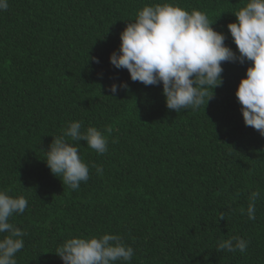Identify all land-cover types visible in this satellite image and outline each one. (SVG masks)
Instances as JSON below:
<instances>
[{"label": "trees", "instance_id": "16d2710c", "mask_svg": "<svg viewBox=\"0 0 264 264\" xmlns=\"http://www.w3.org/2000/svg\"><path fill=\"white\" fill-rule=\"evenodd\" d=\"M162 2L206 13L237 51L226 26L247 0H9L0 11V190L28 200L10 221L26 233L17 264H63L55 253L66 239L106 233L134 249L130 264H264V137L244 125L234 95L251 62L223 63L206 106L177 113L161 86L109 62L127 23ZM113 83L128 87L113 95ZM72 121L108 139L103 155L68 141L90 167L75 191L43 160ZM232 236L246 252L218 250Z\"/></svg>", "mask_w": 264, "mask_h": 264}, {"label": "clouds", "instance_id": "9594fccd", "mask_svg": "<svg viewBox=\"0 0 264 264\" xmlns=\"http://www.w3.org/2000/svg\"><path fill=\"white\" fill-rule=\"evenodd\" d=\"M9 0H0V11H7ZM235 22L226 27L236 52L225 45V35L212 28L206 13L191 12L170 2L146 5L134 21L127 23L119 34V48L109 56L115 69H125L133 82L145 86H161L167 109L196 110L206 106L213 89L223 83L222 64L250 61L234 93L245 126L264 137V0H247L234 14ZM238 53V54H237ZM94 62L99 63L94 59ZM127 84L113 83L108 91L113 95ZM105 131L111 134L108 127ZM83 141L99 155L108 151V139L96 127L84 128L81 121L69 122L62 134L52 137L44 151L47 168L70 190L90 179V167L79 155L75 143ZM115 142V140H113ZM98 175L99 165H91ZM259 190L250 194L246 215L256 219ZM28 207L25 196H12L0 190V264H17L16 254L24 248L25 231L11 223ZM218 220H224L221 212ZM218 250L246 252L248 242L232 236L218 242ZM55 255L63 264H130L134 249L119 235L73 236L56 248Z\"/></svg>", "mask_w": 264, "mask_h": 264}]
</instances>
